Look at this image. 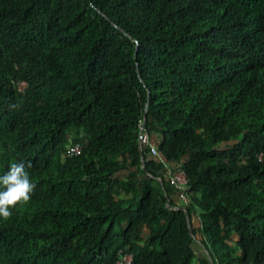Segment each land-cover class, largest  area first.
I'll return each instance as SVG.
<instances>
[{
    "label": "trees",
    "instance_id": "1",
    "mask_svg": "<svg viewBox=\"0 0 264 264\" xmlns=\"http://www.w3.org/2000/svg\"><path fill=\"white\" fill-rule=\"evenodd\" d=\"M19 161L0 264H264V0H0V176Z\"/></svg>",
    "mask_w": 264,
    "mask_h": 264
},
{
    "label": "clouds",
    "instance_id": "2",
    "mask_svg": "<svg viewBox=\"0 0 264 264\" xmlns=\"http://www.w3.org/2000/svg\"><path fill=\"white\" fill-rule=\"evenodd\" d=\"M30 167V162H13L7 172L0 176V219L9 220L13 215L12 209L31 200L36 184L27 171Z\"/></svg>",
    "mask_w": 264,
    "mask_h": 264
},
{
    "label": "built area",
    "instance_id": "3",
    "mask_svg": "<svg viewBox=\"0 0 264 264\" xmlns=\"http://www.w3.org/2000/svg\"><path fill=\"white\" fill-rule=\"evenodd\" d=\"M27 85L26 82H22L20 87L24 88ZM141 144L151 145L150 138L147 132H141L140 136ZM81 151L80 144L76 143L70 147L69 152L71 154H78ZM152 153L154 155H158L159 151L156 147L152 146ZM171 172V170L169 169ZM171 184L173 185L174 189L178 190L180 199L184 202L187 201V192L189 190V180L183 168L179 169L176 173L171 174ZM115 264H134V256L132 253L128 252L126 249L120 250L119 257Z\"/></svg>",
    "mask_w": 264,
    "mask_h": 264
},
{
    "label": "water",
    "instance_id": "4",
    "mask_svg": "<svg viewBox=\"0 0 264 264\" xmlns=\"http://www.w3.org/2000/svg\"><path fill=\"white\" fill-rule=\"evenodd\" d=\"M146 120H147V118L145 117V120H144V123H143V126H142V130H143V128L145 127ZM140 145H141V142H140ZM184 209H185L186 212H187L188 220H189V223H190V225H191V216H190V213L188 212V210H187L186 208H184Z\"/></svg>",
    "mask_w": 264,
    "mask_h": 264
},
{
    "label": "crops",
    "instance_id": "5",
    "mask_svg": "<svg viewBox=\"0 0 264 264\" xmlns=\"http://www.w3.org/2000/svg\"><path fill=\"white\" fill-rule=\"evenodd\" d=\"M153 146H155V145H153ZM193 222H194V225H195L196 227L199 226V221H198L196 218L193 219Z\"/></svg>",
    "mask_w": 264,
    "mask_h": 264
},
{
    "label": "rangeland",
    "instance_id": "6",
    "mask_svg": "<svg viewBox=\"0 0 264 264\" xmlns=\"http://www.w3.org/2000/svg\"><path fill=\"white\" fill-rule=\"evenodd\" d=\"M206 253V252H205Z\"/></svg>",
    "mask_w": 264,
    "mask_h": 264
}]
</instances>
